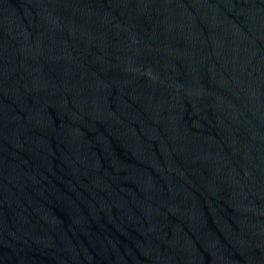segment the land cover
<instances>
[{
    "label": "water",
    "instance_id": "95a60500",
    "mask_svg": "<svg viewBox=\"0 0 264 264\" xmlns=\"http://www.w3.org/2000/svg\"><path fill=\"white\" fill-rule=\"evenodd\" d=\"M0 264H264V0H0Z\"/></svg>",
    "mask_w": 264,
    "mask_h": 264
}]
</instances>
